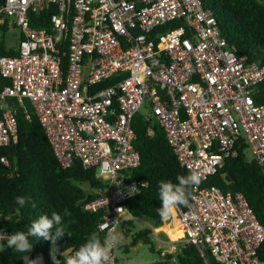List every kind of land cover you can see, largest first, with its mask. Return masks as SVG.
I'll use <instances>...</instances> for the list:
<instances>
[{"label": "built area", "instance_id": "built-area-1", "mask_svg": "<svg viewBox=\"0 0 264 264\" xmlns=\"http://www.w3.org/2000/svg\"><path fill=\"white\" fill-rule=\"evenodd\" d=\"M42 11L46 26H32ZM14 29L17 46L5 48L16 53L0 54V148L16 140L29 103L59 163L79 161L107 182L85 203L107 232L145 184L128 173L140 164L132 119L141 112L201 177L176 207L185 242L216 264H264V224L243 194L206 182L242 144L264 173V102L252 95L264 68L226 47L201 0H0V42ZM10 234L0 231V243ZM117 260L114 247L107 264Z\"/></svg>", "mask_w": 264, "mask_h": 264}, {"label": "trees", "instance_id": "trees-1", "mask_svg": "<svg viewBox=\"0 0 264 264\" xmlns=\"http://www.w3.org/2000/svg\"><path fill=\"white\" fill-rule=\"evenodd\" d=\"M201 1L213 12L221 35L226 39V47L244 56L246 62H255L264 68V0ZM49 13L31 14L30 24L45 27ZM176 23L174 21L170 25ZM15 53L7 51L0 42V54ZM112 79L102 85H108ZM252 95L256 103L264 102V78L253 87ZM26 107V111L18 109L16 140L0 148V231H27L31 222L40 215L61 214L66 233L57 241L61 253L56 258L59 260L57 264H64L65 258L74 254L91 233L97 232L101 237L106 233L99 228L102 213L86 209L85 203L98 196V189L106 188L107 182L96 177L94 168L83 167L79 161L63 167L33 108L29 103ZM132 128L135 134L133 145L140 154V164L129 169L128 173L131 179L147 184L124 202V211L132 218L145 217L160 223L162 219L156 212L160 206L158 183L162 180L177 183V176L189 173L178 162L157 123L146 120L143 113L138 112L132 119ZM2 158L6 159V163ZM206 182L219 186L223 191L243 194L258 221L264 224V173L260 165L248 157L245 144L239 147L236 156L226 158ZM193 188L189 189L188 204ZM17 197L26 200L24 206L16 203ZM187 205L178 207L184 209ZM65 209L70 215L63 216ZM121 224L127 236L130 233L127 226H133L132 221ZM150 233L149 230L139 231L131 245L135 240L147 239ZM29 240L33 243L29 259L42 257V264H52L50 242L37 241L34 237H29ZM0 248H3L0 264H24L21 260L23 254L7 248L6 242ZM259 257L264 260V243ZM151 264L216 263L207 247L203 248L202 254L194 244L182 242L177 249Z\"/></svg>", "mask_w": 264, "mask_h": 264}, {"label": "clouds", "instance_id": "clouds-1", "mask_svg": "<svg viewBox=\"0 0 264 264\" xmlns=\"http://www.w3.org/2000/svg\"><path fill=\"white\" fill-rule=\"evenodd\" d=\"M177 181V183H173L172 181L162 180L158 183L160 206L156 209V212L162 220H167L178 205L188 204L189 189L198 185L201 182V177L196 172H190L184 176H177ZM146 184L147 182L144 185ZM134 192H136L135 188H132L130 193ZM16 203L22 207L25 205L26 200L17 197ZM68 215H70V212L65 209L63 216ZM104 227L107 228L108 226L104 225ZM117 227L118 221H113L112 226L108 228L103 237L97 232L91 233L86 242L75 250L74 254L65 258L64 264H107L112 250L120 240ZM65 233L61 214L52 212L50 216L47 214L40 215L32 221L27 231H16L7 235L5 237L6 247L16 253L23 254L21 260L24 264H42V257L36 259H29L28 257V253L33 247L29 237H34L37 241L41 239L49 241L52 264H57L59 260L56 257L61 253L57 248V241ZM2 250L3 248H0V251ZM130 264H134V262H130Z\"/></svg>", "mask_w": 264, "mask_h": 264}, {"label": "rangeland", "instance_id": "rangeland-1", "mask_svg": "<svg viewBox=\"0 0 264 264\" xmlns=\"http://www.w3.org/2000/svg\"><path fill=\"white\" fill-rule=\"evenodd\" d=\"M19 31L17 29L8 31L5 33L4 46L15 48L18 43ZM140 111L149 112V107L144 104ZM249 158H253V155L247 150ZM177 209L175 208L167 220H162L160 223H156L153 220L145 217L132 218L125 211L122 214L123 221L131 220L130 233L125 236L122 229V222L117 227L118 233H120L119 243L116 245V254L118 258V264H151L152 262L163 258L166 253L172 252L174 239H185V234L181 231L177 225L175 216ZM142 230H149L151 233L147 239L135 240V243L131 245L137 233ZM2 243H0V246ZM127 248V250H125ZM174 251V250H173Z\"/></svg>", "mask_w": 264, "mask_h": 264}, {"label": "crops", "instance_id": "crops-1", "mask_svg": "<svg viewBox=\"0 0 264 264\" xmlns=\"http://www.w3.org/2000/svg\"><path fill=\"white\" fill-rule=\"evenodd\" d=\"M174 216H175V219H176V221H177V225L180 227L181 231H183L182 228H181V226H180V223H179V221H178L177 213H176V215H174ZM183 233H184V232H183ZM174 241H175V243H178V245H176V247H175V245H173V247H172V251L175 250V249H177L178 246H179L182 242H185V239H174Z\"/></svg>", "mask_w": 264, "mask_h": 264}]
</instances>
